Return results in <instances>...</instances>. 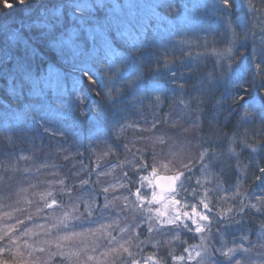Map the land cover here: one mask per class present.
<instances>
[{"label": "trees", "instance_id": "1", "mask_svg": "<svg viewBox=\"0 0 264 264\" xmlns=\"http://www.w3.org/2000/svg\"><path fill=\"white\" fill-rule=\"evenodd\" d=\"M254 3L257 7L264 6V0H254ZM207 4L204 1V6L196 11V4L190 0H161L155 6V17L140 16L122 33L103 27L106 11L94 0H10L9 4L0 0V153H23L26 145L21 133L34 127L45 130L48 125L56 128L61 144L64 142L61 136L76 141L84 170L93 159L86 146H94L118 115L130 121L137 109L149 110L150 103H160L161 110L183 101L181 104L187 105L185 109L192 117L198 107L197 97L202 101L211 100L203 103L204 111L200 113L205 127L210 129V122L226 117L233 97L244 96L237 108L247 106L262 119L257 126L241 118V130L248 129L247 134L241 131V136L254 138L249 143L259 140L264 136V96L260 94L264 88L261 79L264 77V11L249 13L245 0H227L229 6H225V0H214L212 7ZM192 9L195 11L190 13ZM102 27L105 31L101 33L102 38H94L92 29L101 31ZM233 27L235 35L231 31ZM69 35L73 41L65 43ZM234 39V54L223 58L220 53L233 45ZM245 88L250 91L245 93ZM105 92L118 97L117 111L96 107L97 94ZM156 97H160L159 102ZM80 99L85 101L87 115L84 117L77 111ZM237 117L240 112H233L229 122ZM137 136L128 153L131 159L121 155V160L140 159ZM240 140L238 137L236 144L240 152L238 166L247 173L240 179L245 182L247 195L253 202L255 180L260 178L258 170L264 168V145L257 153L247 152ZM46 149L47 153L52 152L51 147ZM147 162L152 163L148 156ZM131 167L128 172L133 178L132 172L136 171ZM71 174L67 170L57 177L67 180L69 187L75 186L72 193L81 194L79 184L85 176ZM238 175L236 158H232L224 165L226 185L233 183ZM199 176L197 165L188 176L192 186ZM261 183L264 186V181ZM35 186V191L44 190V186ZM6 187L10 199L14 188ZM59 191L58 186L56 193ZM57 198L66 205L75 199L63 192L57 193ZM239 199L249 203L245 197ZM33 201L31 212L35 213L38 198L33 197ZM19 214L29 219L28 211ZM232 218L234 225L228 229L220 225L219 229L228 244L244 239L253 241L257 228L264 222V217L253 210L233 213ZM31 222L50 224L43 214L32 215ZM25 223L31 226L29 220ZM17 227L23 231V225ZM215 228L211 230L218 234ZM186 240L188 244L192 242Z\"/></svg>", "mask_w": 264, "mask_h": 264}, {"label": "snow or ice", "instance_id": "2", "mask_svg": "<svg viewBox=\"0 0 264 264\" xmlns=\"http://www.w3.org/2000/svg\"><path fill=\"white\" fill-rule=\"evenodd\" d=\"M5 3L9 4L10 0H5ZM245 4L249 13L264 11V6L257 7L254 0H245ZM225 6H229L227 0ZM231 31L236 34L234 27ZM235 43L234 39L233 45L220 55L223 58L232 56ZM228 67L231 68V63ZM259 68L257 65V69ZM261 79L264 80V77ZM156 100L159 102L160 97H156ZM244 115L245 118H249L252 114L245 112ZM124 132L125 129H121V135ZM152 140L153 143H159L161 138L157 136ZM236 142L234 137L232 143ZM240 143L253 153L260 151L261 145H264V142L248 143L242 138ZM171 154L175 155V151ZM202 155L200 176L196 178L194 186L186 174L178 176L175 173L160 177L153 183L155 177L159 176V172L154 171L152 177L139 181L144 185L153 184V189L141 188L133 191L135 199H129L123 193L134 189L137 182L135 177L139 176V172L130 178L128 167L134 166L140 159L120 160L121 171L117 174L109 165L103 164L105 159L111 160L109 153L96 152L94 158L86 165L88 176L80 181L83 184L81 192L83 193L91 183L92 173L96 174V183L106 176H113L109 187L113 191L119 190L120 195L117 199H120L121 206L127 210V214L123 221L115 214L112 218L105 217L96 227L87 230H76L74 227L70 228V225H74L85 216L94 217L101 205L105 209L115 208L117 206L115 200L106 196L109 187L102 189V193L105 194L102 197V204L100 196L94 199L84 196L75 206H72V203L66 205L57 198V185L60 191L67 195H71L75 190V186L69 187L67 180L63 178L49 181V186L42 191H31L35 185L20 187L14 193L16 200L13 205H0V264H40L41 261L43 264H168L174 256L172 240H181L186 232H191L193 239L199 241L189 242L187 248L181 247L182 252L188 254L190 258H195L192 264H214L213 257L220 252L228 257L233 249L224 239L225 234L219 232L220 225H226L228 220L232 219L233 213H239L240 209H243L244 213L256 209V213L264 217V201L259 206L256 203L257 197L255 202H251L252 198L247 195L245 182L240 179V176L247 175L246 169L239 168L240 152L232 145L229 146L227 153L218 156ZM232 158H236L239 175L235 177L233 183L226 185L223 177L224 165L229 164ZM31 159L32 157L28 155L19 157V161ZM63 159L67 162L70 157L65 155ZM142 159L146 167H151L148 165L147 156ZM111 163L115 164L117 161ZM10 167L13 171L16 170L15 164ZM44 167L54 165L45 164ZM160 167L166 165L161 164ZM0 169H3V165H0ZM24 171L27 172L28 169L25 168ZM260 171L264 172V168ZM52 175L59 176V173L54 172ZM2 182L3 178H0V183ZM186 186L192 193L191 200L187 199V194L181 199L180 193L184 192ZM156 187L160 190L155 191ZM33 197L38 198L35 213L31 212ZM240 197H245L249 203L245 204ZM23 211L29 212L31 226L22 219H16V213ZM145 212L148 213L147 216L144 215ZM40 214L51 223H32L31 216ZM12 220L15 222H7ZM141 220L152 223L145 230L139 227ZM156 221H159V226ZM214 224L218 229L221 244L220 247L212 248L210 254L207 245L209 235L206 234L211 233ZM17 225H23V231ZM259 235L264 239V222Z\"/></svg>", "mask_w": 264, "mask_h": 264}, {"label": "clouds", "instance_id": "3", "mask_svg": "<svg viewBox=\"0 0 264 264\" xmlns=\"http://www.w3.org/2000/svg\"><path fill=\"white\" fill-rule=\"evenodd\" d=\"M235 62V60L231 61L233 64ZM248 91H250V89L245 88V93ZM260 94L264 96V88L260 89ZM97 96L99 99V104L96 106L97 108L103 106L114 112L117 111V96L107 92L104 94L98 93ZM244 98V96L233 97L226 117L219 122H210V129L205 127L200 116V113L204 111L202 106L203 103H210V98L203 101L200 97L196 98L198 107L194 110L196 113L194 119L188 115L187 111L181 112L175 117H173L172 113H167L163 119H159L161 104L157 103L153 105L150 103L148 107L152 114L151 120L144 124H130L122 115H118L109 122L105 134L96 141L95 145L86 147L93 156L98 151L108 152L111 160L105 159L103 164L109 165L113 168L114 172L117 173V170H120V156L124 155L125 159H131V155H128V153H130V148L126 142L127 137L125 136V132L121 135V129H125V131L127 129H133L134 132L138 134L137 140L139 143L137 146V154L139 155L140 162L138 165L132 167V171H135L137 167L143 168L145 165L142 158L148 156L151 158L154 167H159L161 164H164L166 168L173 173L178 176H183L187 172L192 171L198 164H201L203 159L202 154L218 156L227 153L230 145L238 151L236 147L237 142L235 144L232 143L234 137L236 141L238 137H240V139L242 138L248 143L249 140L254 139L250 136H248L247 139L241 136V131L244 134L248 132L247 128L241 130V118H245V112L251 113L252 115L245 119L258 126L262 117L249 110L247 106H241L239 109L237 108L238 105H241V101L244 100ZM181 103L183 104L184 102L181 101ZM216 103L219 102L217 101ZM78 104V114L81 117L86 116L87 111L84 107L85 101L80 99ZM169 107H171V105H169ZM185 108L187 109L186 104ZM153 109L154 111H152ZM236 111L240 112V117H237L230 123L229 121L232 118V114ZM185 117H187V119ZM141 120H145V117L142 116ZM157 136L161 138L160 142L153 143L152 138ZM261 142H264V136L254 141L256 144ZM241 145L243 148H246L244 144ZM173 151H175V155L171 154ZM113 159H115L117 163L112 164L111 161ZM101 166L103 167V165ZM97 175L99 176V174ZM0 178L3 177L0 176ZM112 180L113 176H106L103 179H99L97 182V191L102 193V189L104 187H109V183ZM82 186L83 184L80 182L79 187ZM136 190L138 189H131L123 194L127 195L129 199H133V191ZM71 195L75 197L72 203V206H75L76 203L82 201L84 196H88L89 194L72 193ZM119 195V190L113 191V189L109 187L106 196L107 198L114 199L117 206L115 208L105 209L103 205H101V207L96 210L101 219L105 217L112 218L113 214H115L116 217H119L121 221H123L124 217L122 213L127 210L121 206L120 199H117ZM91 198L94 199L95 196ZM262 201H264V195L257 197L256 203L258 206ZM240 211H243V209H240ZM253 211L256 212V209H253ZM214 247L215 245L209 248L210 254ZM232 249L233 252L228 257H225L223 252L218 253V255L213 258L214 264H258L257 256L264 257V244H250L248 247L242 244H235L232 246ZM257 250H259V253ZM259 264H264V259L259 260Z\"/></svg>", "mask_w": 264, "mask_h": 264}, {"label": "rangeland", "instance_id": "4", "mask_svg": "<svg viewBox=\"0 0 264 264\" xmlns=\"http://www.w3.org/2000/svg\"><path fill=\"white\" fill-rule=\"evenodd\" d=\"M95 3L98 6H102L106 13L103 16V27L104 28H111L113 30L116 29V31L119 32H125L131 27V24L140 16L141 17H155L157 14V11L155 9V6L161 1V0H94ZM204 1L208 2V7H212L214 0H190V3L196 4V11L204 6ZM244 1V0H243ZM190 11V10H189ZM195 10L192 9L193 13ZM103 15V14H102ZM243 17L242 15H240ZM242 19V18H241ZM188 21L190 19H187ZM110 21V25L108 24ZM106 26V27H105ZM103 27L101 28V31H99V28H93L92 29V36L97 39L102 38V34L105 32ZM102 33V34H101ZM87 35H89V32L87 31ZM104 37V35H103ZM177 37H181L180 35ZM65 43H70L73 41V36L69 35L68 38H65ZM203 91V90H202ZM160 111V115L165 116L167 113H172L173 117L177 116L181 112H185V107L181 104H174L171 107L162 108ZM196 113H194L195 115ZM145 117V120H141V117ZM187 119V117H185ZM194 119L195 116H192ZM152 119V114L149 110H142L139 111L138 109L135 111V115L133 116V119L128 121L130 124H144L147 121ZM160 119V118H159ZM49 132V133H48ZM135 135L137 133L134 132L133 129H127L125 131V136L127 137L126 142L129 145V148L133 147V144H135ZM58 131L56 128L49 127L46 125V129H40L38 127L30 128L26 132L21 133L22 141L25 143L26 148L23 153H15V152H7L0 153V165H3V170L0 169V176L3 177V182L0 183V205H13L15 203L16 197L14 195L15 191L18 190L20 187H29L30 185H37L40 187L44 186V189H46L49 186V181L59 179L57 176H53L52 173L54 172H63L70 170L72 176H80L85 178L88 176L87 168L84 170L82 169V158H80L78 154V146L76 144V141L72 139V137L68 136H61L60 139H62L64 142L61 144L58 140ZM98 137L96 141L99 139ZM52 141V142H51ZM96 143V142H95ZM60 146L62 148H60ZM52 148L51 153H47L49 150L46 149ZM247 152H251L249 149L245 148ZM21 155H28L31 156L32 159L29 161H19V157ZM67 155L70 157V159L65 162L63 157ZM93 157V155L91 154ZM94 158V157H93ZM128 161V160H127ZM112 162H116L113 161ZM16 165V170L13 171L10 167L11 165ZM45 164L48 165H54V167H44ZM199 165V170L200 166ZM151 167L144 166L143 168L137 167L135 169L136 172H132L134 175L135 173L139 172V176L136 179V184L134 185V189H145L150 190L153 189L152 184H141L139 181L141 179H147L149 177H152L153 172H159V175H169V173H173L166 167H154L153 162L150 165ZM197 167V166H196ZM195 167V168H196ZM27 168L28 171L25 172L24 169ZM132 168V167H131ZM193 168L192 171L187 172L186 175L189 176L195 169ZM120 173V170H117V174ZM262 172L258 170V174H260V178H256L255 183V190H256V197H259L261 195H264V186L261 182L264 181V174H261ZM94 173L91 174V177ZM200 174V171H199ZM87 175V176H86ZM262 175V176H261ZM190 179V177H188ZM263 178V181H261ZM84 179V177H83ZM103 179V178H102ZM92 180V179H91ZM259 182V183H258ZM48 183V184H47ZM187 185V181H185ZM261 183V184H260ZM192 185V184H191ZM6 186H12L11 189L14 190L13 193H11V197L9 199V191ZM58 187V185L56 186ZM38 188V187H37ZM91 189V190H89ZM12 190V191H13ZM31 191H35V189H31ZM81 191V189H80ZM124 191V190H121ZM59 195L62 194L61 191L57 192ZM83 193H88L89 198L92 196H100L101 197V204L103 202L102 197L103 193H100L97 191V183H96V174L94 175L93 182H91L87 189L84 190ZM81 192V194H83ZM185 194H187V199L191 200V191H189V188L186 186L184 189V192L180 193L181 199L185 198ZM135 199V197L133 198ZM255 202V199L253 200ZM73 202H70L71 204ZM32 207V206H31ZM148 207H151V205H148ZM10 210V209H9ZM158 210V209H157ZM126 211L122 213L123 217L126 216ZM145 216L148 215L147 212L144 213ZM86 220H79L78 224L76 226L70 225V228L74 227L76 230H87L90 228H94L98 225L99 221L102 220L99 213L95 212L94 217H84ZM16 219H22L25 222H28V216L22 218L20 217V214L17 213ZM131 222V221H130ZM8 223H11L9 221ZM49 223L51 221L49 220ZM134 223V222H133ZM152 223V221L148 220H141L139 221V227L143 229H148L149 224ZM157 225L159 226V221H156ZM48 224V223H47ZM90 224V225H89ZM235 224L234 218L231 219V221H228L226 225H221V228H227ZM75 225V224H74ZM21 226V225H20ZM214 230L216 229V225L214 224L212 226ZM228 229V228H227ZM214 230H211L209 235V238L207 240L208 247H212L215 245L214 248L220 247L221 241L219 240L218 234L215 233ZM257 232L254 236L253 241H247L244 240H238L233 243L228 244L229 247H232L235 244H242L245 247L250 246V244H264V239L260 238V230L261 228H257ZM118 234V233H117ZM135 233L133 232V235ZM147 235V233H145ZM186 239H191V243H198V240H194L192 237L191 232L184 233L181 240H172V243L174 244L173 252L174 256L172 259L169 260L168 264H192V261L195 259L194 257H189L188 254L181 251V247H189L188 241ZM216 244L218 246L216 247ZM259 253V250H257ZM214 258V257H213ZM264 259V257L257 256V261L259 264V260ZM40 264H43L41 261Z\"/></svg>", "mask_w": 264, "mask_h": 264}, {"label": "water", "instance_id": "5", "mask_svg": "<svg viewBox=\"0 0 264 264\" xmlns=\"http://www.w3.org/2000/svg\"><path fill=\"white\" fill-rule=\"evenodd\" d=\"M166 176L168 175H159L158 177H155V179L153 180V183H155V180H158L160 177H166ZM152 187H153V184H152ZM159 190H160L159 187L155 188V191H159Z\"/></svg>", "mask_w": 264, "mask_h": 264}]
</instances>
